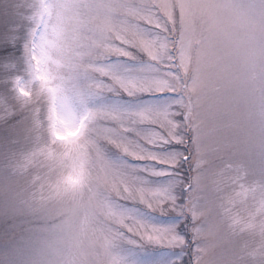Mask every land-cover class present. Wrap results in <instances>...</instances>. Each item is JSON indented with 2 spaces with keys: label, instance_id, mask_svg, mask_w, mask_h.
Here are the masks:
<instances>
[{
  "label": "snow or ice",
  "instance_id": "6c2138e0",
  "mask_svg": "<svg viewBox=\"0 0 264 264\" xmlns=\"http://www.w3.org/2000/svg\"><path fill=\"white\" fill-rule=\"evenodd\" d=\"M62 7L42 0L25 12L12 5L0 11V77L7 85L27 62L51 98L50 134L52 112L59 119L63 103L47 67L50 21ZM84 7L77 29L100 40L85 46L103 57L105 76L86 89L80 114L69 117L93 141L90 195L114 217L119 248L157 246L153 264H264V0ZM101 22L125 39L106 38ZM109 94L128 101L100 102ZM20 120H0V264H28L25 249L48 220ZM109 147L119 160L108 157ZM77 174L83 183L80 161L58 187H77ZM247 193L252 205L240 199ZM149 212L167 220L154 222Z\"/></svg>",
  "mask_w": 264,
  "mask_h": 264
},
{
  "label": "rangeland",
  "instance_id": "374dc122",
  "mask_svg": "<svg viewBox=\"0 0 264 264\" xmlns=\"http://www.w3.org/2000/svg\"><path fill=\"white\" fill-rule=\"evenodd\" d=\"M42 0H0V11L7 5L15 6L21 12L39 5ZM52 4L63 5L51 13V27L55 34L50 37L48 48L51 74L59 88V97L63 103L58 104L60 118L52 112V130H49V110L51 98L43 91L29 69L27 62L16 70L15 78L5 85L0 77V120L5 114L21 117V131L29 152V167L40 178L34 189L42 207L47 209V227L37 232L25 249L28 264H153L150 254L157 250L153 245L118 246L115 241L116 223L114 217L99 207L90 195L92 181L96 176L93 160L91 138L82 131V122H73L71 116H78L82 111L84 93L88 88H95L96 80L105 76L98 61L102 56L92 54L85 46L91 36L77 29V18L82 19L88 4L117 3L119 0H49ZM36 13V9H32ZM62 17L57 21V16ZM103 24V22H101ZM104 36L113 41L124 40L123 33L118 32L110 23L103 24ZM99 46L100 40L94 39ZM115 59V58H114ZM19 62H13V65ZM36 63V62H34ZM131 63V62H128ZM12 65H10V69ZM127 102V97L113 96L101 98L100 102ZM135 101H133L134 103ZM68 120L66 123L65 120ZM53 136L55 137L53 139ZM83 148V152L80 149ZM45 150H50V158ZM70 152V157H64ZM44 153V154H42ZM110 159L119 160L120 154L113 148L107 149ZM76 161L83 164L84 181L79 174L74 177L77 187L65 190L58 187L61 177L65 176L70 165ZM160 181L164 178H155ZM249 205L254 202L252 193L240 197ZM259 194H256L258 206ZM147 217L157 223H163L166 217L147 213Z\"/></svg>",
  "mask_w": 264,
  "mask_h": 264
}]
</instances>
